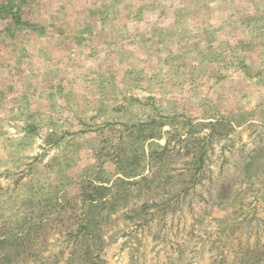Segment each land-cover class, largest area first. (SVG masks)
<instances>
[{"label": "rangeland", "instance_id": "obj_1", "mask_svg": "<svg viewBox=\"0 0 264 264\" xmlns=\"http://www.w3.org/2000/svg\"><path fill=\"white\" fill-rule=\"evenodd\" d=\"M0 264H264V0H0Z\"/></svg>", "mask_w": 264, "mask_h": 264}]
</instances>
